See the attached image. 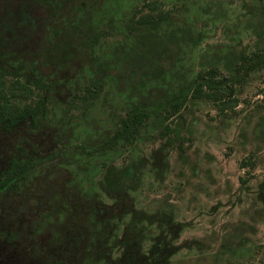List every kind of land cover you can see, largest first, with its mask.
I'll list each match as a JSON object with an SVG mask.
<instances>
[{
  "label": "rangeland",
  "instance_id": "374dc122",
  "mask_svg": "<svg viewBox=\"0 0 264 264\" xmlns=\"http://www.w3.org/2000/svg\"><path fill=\"white\" fill-rule=\"evenodd\" d=\"M159 12L169 20L164 29L174 34L178 61L163 80L138 87L149 66L143 50L157 41L147 28L123 33L122 21ZM263 21L255 0H0L1 46L21 64L45 57L53 81L33 122L0 131V170L12 157L36 162L15 190L0 194V264H133L154 242L172 264H264V65L234 82L231 107L189 98L168 118L148 116L131 142H102L153 82L168 90L199 68L222 67L224 56L260 44ZM77 27L99 32L94 61L71 46ZM131 67L137 73L129 79ZM95 71L97 92L80 98ZM31 87L15 90L11 100H35ZM129 160L138 184L123 195L108 193L102 163ZM158 207L173 217L167 230L146 220Z\"/></svg>",
  "mask_w": 264,
  "mask_h": 264
},
{
  "label": "trees",
  "instance_id": "16d2710c",
  "mask_svg": "<svg viewBox=\"0 0 264 264\" xmlns=\"http://www.w3.org/2000/svg\"><path fill=\"white\" fill-rule=\"evenodd\" d=\"M255 1L256 8L264 19V0ZM57 10L58 7H56V16H58ZM74 19L75 17L71 15L67 16V21L71 24H73ZM167 24H169V20L166 19V14L160 12L156 17L150 13L140 14L135 18L129 15L127 19L122 21V29L125 30L122 31L123 33L129 34L135 28H147L148 32L157 41L153 49L146 48L143 50L149 66L147 70L142 69L141 73L138 71L139 74L135 83L138 87H142V83L148 78L154 81L157 78L163 80L165 78L164 73L166 71L169 73L171 71L170 66L178 61V55L172 57L175 51L173 47L175 44V41L173 42L174 34L172 35L171 32L164 29ZM260 24L261 30L259 29L260 32L256 33L260 44L248 51L244 50V48L237 53L224 56L222 67L214 64L199 68L192 77L183 76L180 80H176L172 88L168 90L166 86L163 87L153 82V89L143 94L138 102L127 105L123 115H118L115 118L113 131L102 140L103 144L106 147H111L118 141L131 142L138 135L140 126L148 116L168 118L169 114L178 113L179 109L189 98L200 96L209 98L215 101L219 110L235 105L236 99L233 96L235 91L234 82H239L249 71L264 65V21L260 22ZM77 29L78 34L71 31L70 36L68 35L71 46L77 49L85 48L87 57L94 61L97 58L94 45L99 32L90 28L91 33L89 35L83 31L80 32L81 28L77 27ZM135 39L138 40L139 37ZM194 42V37L188 32L186 37H184V43L190 45ZM0 43H5V41L0 40ZM157 44L161 45L157 46ZM115 48L117 51L120 49L117 45ZM11 54H13L12 50L4 48L0 44V131L9 130L23 121L33 122L36 115L41 114L44 109V101L48 96V90L53 86V81L49 80V62L45 57L40 59L36 57V59L30 60L28 63L23 64L22 62L21 64L20 60L19 62L17 61V57L14 59L17 63L12 61L10 58ZM131 57V55L124 53L123 60L129 62ZM111 60L112 57H109L107 62L110 63ZM59 67L56 64V68ZM175 72L173 70V73ZM97 73V71L93 72L88 82L84 84V92L80 98L94 96L97 92V86L100 85L101 80L99 78L96 79ZM136 73V69L131 67L128 73L124 72V75L130 79ZM31 85L38 90L35 92L37 95L35 100L28 102L22 99L11 100L12 97L17 96L15 90L20 89L18 94L32 92ZM155 86L162 89V91L153 92L152 90H156ZM93 87L95 88L93 89ZM132 94L136 95V92H132ZM75 96L77 95L73 93L72 97ZM260 124L263 133L262 139L264 140V114L260 118ZM104 145L90 149L94 150ZM35 163V160L30 155L25 158L12 157L7 165L0 170V194L7 190H15L27 178ZM102 164H104L102 186L108 193L115 196L123 195L138 184L139 172L135 161L129 160L120 166L105 164L104 162ZM144 216L143 212H139L137 220L143 221L146 218ZM147 217H149L146 218L147 221L156 220V226L163 227L165 230L174 224V221H171L173 217L168 213V210L162 207H158L156 211L152 212L151 215H147ZM129 228H131V223ZM139 235L136 234L135 239ZM157 246L155 242L150 244L148 255L139 257L137 262L133 264H172L168 252L160 251ZM229 248L233 250V247Z\"/></svg>",
  "mask_w": 264,
  "mask_h": 264
}]
</instances>
